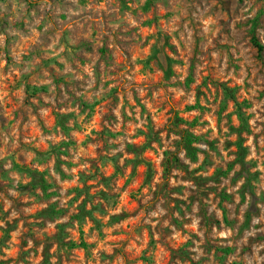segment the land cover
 I'll return each mask as SVG.
<instances>
[{"label": "rangeland", "instance_id": "374dc122", "mask_svg": "<svg viewBox=\"0 0 264 264\" xmlns=\"http://www.w3.org/2000/svg\"><path fill=\"white\" fill-rule=\"evenodd\" d=\"M254 35L264 0H0V264H264Z\"/></svg>", "mask_w": 264, "mask_h": 264}, {"label": "trees", "instance_id": "16d2710c", "mask_svg": "<svg viewBox=\"0 0 264 264\" xmlns=\"http://www.w3.org/2000/svg\"><path fill=\"white\" fill-rule=\"evenodd\" d=\"M252 41H253V44L257 47L258 52L262 53L264 51V43L259 38H257L255 35L252 37ZM186 141H192V139H190L186 136ZM71 246L72 247L87 246V244L85 242H81L79 244H72Z\"/></svg>", "mask_w": 264, "mask_h": 264}]
</instances>
